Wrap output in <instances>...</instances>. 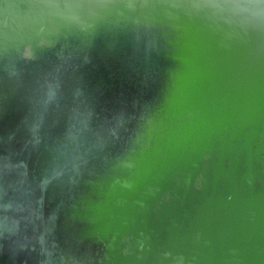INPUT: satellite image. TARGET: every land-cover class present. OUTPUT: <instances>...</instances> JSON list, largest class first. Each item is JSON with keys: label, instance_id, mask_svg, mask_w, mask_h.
Returning <instances> with one entry per match:
<instances>
[{"label": "water", "instance_id": "obj_1", "mask_svg": "<svg viewBox=\"0 0 264 264\" xmlns=\"http://www.w3.org/2000/svg\"><path fill=\"white\" fill-rule=\"evenodd\" d=\"M0 264H264V0H0Z\"/></svg>", "mask_w": 264, "mask_h": 264}]
</instances>
